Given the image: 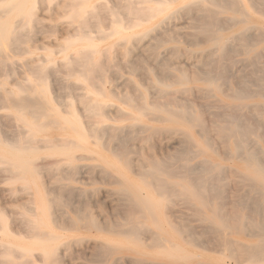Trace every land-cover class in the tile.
<instances>
[{"label":"rangeland","instance_id":"rangeland-1","mask_svg":"<svg viewBox=\"0 0 264 264\" xmlns=\"http://www.w3.org/2000/svg\"><path fill=\"white\" fill-rule=\"evenodd\" d=\"M65 1H67L66 3H68L66 8L67 10L65 9V11L59 9L54 3L51 4V7L47 9V8H43V6L40 4V1L35 2V14H34L35 25L32 26L35 30V33L33 28L31 27L22 30L23 36H24V31H26L25 43L23 44L24 48L27 51L28 50L31 51V53L18 52L15 56H12V59L9 62V64L10 63L12 64H10L9 67H8L9 64L7 65L8 69L7 67L4 66V69L6 70L5 73H4V69L2 70L3 73L2 71L0 72L1 73L0 82L2 81L5 82L6 88L7 87L12 88L26 82L25 80L27 78H31L30 75L31 68L35 65L36 66L44 65V59L46 57V54L51 51V56L54 62L52 65H50L49 71H46L49 73V77H51V79L46 77L48 74L45 76L46 82L50 86V89L52 90L51 95H55L58 103L61 102L60 104H58L59 108H65L66 103L71 101L76 109L75 110L76 113L80 114V115L78 114L80 121L82 123L84 122L86 125L91 120L93 121L95 118L91 116L90 117L86 116V113L83 111L82 104L79 103V98L82 97L85 93L84 91L85 89H83V86L89 84L84 81H76L75 79H73V77L69 78L66 75V73H64L65 68L62 62L63 54L60 52V45L66 39H74V36L77 33L76 32L77 29L75 30V27L77 28L76 24L70 21L71 19L67 17V15L71 12L70 4H72L74 0H69V1L65 0ZM121 1L123 2L124 0H119V2ZM155 1L156 0H151L149 3H147V5L149 6L161 5L162 7H169L170 9L168 10V14H167L168 17L162 21L161 18L164 14H157V16L155 15L154 17L151 18L144 17V19L138 20L137 17L134 16L132 17V15L130 14L124 17L125 19L122 20L120 15L122 23H124V28H122L124 32V36H126L127 38V39H120L117 35H114L111 32V27H112L111 21L114 17L109 13V11H111L114 8L113 5L115 3V0H111V1L87 0V2L91 4H102L106 7L105 8L106 11L104 10L105 13L104 11H101V14L103 13L105 14V18L100 13L97 16L99 17V22H97L98 18L96 19V22L98 24L97 27L94 28L93 26L89 25L86 27L84 31L86 38H90L91 44L92 45L94 44L97 50H99L94 54V58L96 60L94 63V67H96L97 71L98 70L100 71V68L103 67L101 66V64L104 63L103 65H106V70L104 71L105 67L103 69L104 73L101 71L99 73L97 72L98 73L97 76L96 71L94 72L95 74L92 71V73L89 75L90 78H92L94 75V78L91 79L92 82L94 80L96 87L103 88L105 90V93L110 97L107 102L106 108L104 110L106 115H108L109 117L105 121V125L115 129L118 128L117 130L121 129V133L123 132L122 134H124L125 136L127 135L129 136L127 138L125 137V141L127 139L128 145L129 143L131 145L130 147L127 145L126 142H124L126 143V147L124 146V148H126V152L130 150L133 151L135 154L139 152V154L135 155L130 151L125 153V155L117 154L120 151V148L118 147V143H115V140H113L112 142L111 138H109L108 136L106 138V136L103 135V137L100 140L101 143L98 146L94 145V143L92 142H89L88 147L97 151V153H99L104 159H106L110 163L111 167L104 165L103 160H101V158L99 159V157L96 158L88 157L75 161L76 171L74 173L75 169L73 170L69 168V164L62 163L60 165H56V164L53 165L52 162L58 159L54 156L46 155V152L42 150L43 148H45V146H47V144L63 143L65 140L64 139L65 135L63 134L64 133L63 130L59 128L58 129L48 128L47 133L45 134L49 135L51 139H37L34 143L35 146L41 147V150H38L36 152L37 157L33 159V165L34 167H37V169H35L37 175L35 176V180H34L35 182L33 188L28 190L24 189L22 187L23 186L22 183L12 180L11 173L9 171L6 172L7 170L4 168V165L0 163V176H1L0 177V214L4 218V222H0V243L6 239H9V241L15 244H19V245L22 244L27 246L31 244L35 245L39 243L35 241L34 238L28 237L30 235L29 231H27V229L23 227L22 225L23 223L20 221V215H19V213L24 208L31 209V207L32 208L35 207V205L31 201L35 199L34 191L37 190L44 197L45 200L44 206L48 208V210H51V208H53V210H51L52 214H49L48 211L45 219L47 221L46 222L47 225L56 234L60 236V240H58L57 242L50 243L54 246H57V243L59 242L58 245H61V248L60 247L58 248L57 246L56 249L57 255L55 253V257L58 261L56 264H105V263L106 264H150V263L169 264L171 261L165 258L160 260H153L150 258L141 259V260L136 259L139 257L138 254L133 250V246L126 241L124 247L118 251L113 250L112 252H103L102 254L101 252L98 253L97 250L100 244H104L112 241L124 242L125 239L123 238V236L120 237L114 235L109 231L110 227H112L113 225L124 222L125 217L128 216L127 214L129 211V206L127 207L125 205L126 203H124L125 196L120 195L118 193L117 182H120L121 179L127 178L128 182H132L140 186L142 188L141 192L143 194H145L146 192L154 194L156 191L150 188L153 186L152 185L153 178L151 177V175L146 176L148 172L146 173L145 171L149 169L147 163L150 160L151 161L156 160L158 162H166V163L168 162L169 163L168 165H171V163H173L172 166L173 165L176 166L175 163L178 164L177 166L183 164L182 166H185L189 169L193 168V171H196V169L198 168L200 169V170L197 169L198 173L200 174L202 173L207 176L210 175L209 177L211 178L213 177V179L211 178L208 179V181L213 184L212 186L213 188L210 187L209 191L208 189H206L207 191L205 190L204 192V193L208 192V199L207 196L206 199L210 204V205L208 204L206 208L200 206L198 202H194V201L186 202L180 199V197L175 196L174 198V195H172L168 197V199L170 198V201L165 200L162 207L158 209V211L156 212L159 222H163V221L166 222V219L161 217V215H163L164 212V215L166 213L168 214L169 216L168 219L170 218L169 219L170 221L172 222L174 221L176 225L179 224L180 226H182L181 235L175 233L171 228H170L171 230L169 229L170 231L169 233L171 234L169 233L168 234H169V238L173 242L177 243L181 247L184 245L182 247L183 248L182 250L183 253H186L190 257V264H239V263L249 264L250 263L249 260H247L246 258H236L234 255L230 256V253L227 250H224L225 248L219 245L218 243L216 244L213 241H210L208 243L202 240H201L202 242L197 241L199 239H205L206 237L210 239L216 237L214 236L213 233L202 232V230L205 229L204 227L206 226V224L200 220V217L203 216V213L205 215L211 214V211L207 208L208 207L212 208V206L219 207L220 210L226 213L227 212L231 213V210L236 209L239 218L240 219L242 218L241 219L242 221L245 220V222L242 221L236 222V224L238 225L246 224V223L250 224L245 231H241L240 226L238 225L236 226V224H232V222H226V224H228L225 225L226 227L221 226L224 235L227 234L226 235L227 238H232L233 240H237L239 243H242L244 245L246 244L251 245L257 242L256 237L248 235V233H251L253 230L256 229V227H253L254 225L251 226V224L260 223L264 225V211L262 209L264 207V188L262 187L263 189H257V188L253 189L251 184L248 185L246 184L247 181L242 178H245L246 175L248 174L250 175L249 173L250 171H248V169L245 168V165H243L241 158L236 159L233 157V152H234L233 147L231 145H228L227 142L222 141L220 138H218L215 135V131L213 130L215 125L213 123L214 118L217 117L219 114H224L223 111L227 112L225 108H227L228 106L231 107V105L235 104L236 102H234L232 99L226 97L220 92L217 93L205 92L204 90L205 85L201 81L189 80V82L186 84L188 88V91L186 92L177 91L176 86H172L167 89L168 90L167 95H169L167 97H166V93H164V95L161 94L162 92H160V88H163L162 85L166 83L170 84L174 76L178 75L179 71H183L184 73H186L188 79H190L194 74V71H203L208 69L207 62L214 58L213 57L214 54H212L213 52L211 51V49L213 50L214 45H212L208 41V38H209V34L211 35L212 33H217L225 40L227 45V50H226L227 54L226 56H223L224 58L223 57L220 58L219 61V65L221 63V68H220L221 73L220 75L216 74L217 76L219 75L220 77L219 81H221L222 77H223L222 79L223 81L222 83L221 82H217V83L219 84L221 83L220 85L223 90L228 89V91H230L231 89H237V87L243 90L246 89L245 92L247 93L246 94L247 97L244 98L242 101L245 103V106H251V107L250 108L244 107L243 109L237 110V115L238 116L240 115L241 117L242 114L243 118L245 116L244 119L247 121L248 126L250 128L252 127L251 136H249L247 139L248 141L245 144V149L246 150L249 149L251 151L254 150L260 153L259 150L263 149L264 151V127L262 128V126H264V97H263L264 96L263 94L264 93L263 90L264 89V78H263L264 52H262L264 48V44L260 42L255 43L254 40L251 41V44L253 43L256 45V50L258 51L259 57L256 59L257 61L255 63L249 64L250 62H248L247 60L248 58L247 50L253 48V45H249L248 46L249 48L245 49V46L241 45L239 41L235 40V38L233 39V37L236 36L237 33L243 27L242 24H238L236 22L237 16L232 15L231 13L217 14L218 19L220 18L219 20L220 21L223 20V22L218 21L220 25L218 23L217 25H214L211 32L207 34L201 31L200 28L199 22L203 17L202 12L200 11L201 8L204 7L207 8L209 7L210 9L217 10L216 7L206 3L195 4L190 0H159L161 1L160 3L159 1H156L155 3ZM251 1L249 0L245 2L246 9L249 13L248 15L250 21L249 25L253 27L252 28L253 30L256 29L264 30V11L261 10L262 8H258L257 6L249 7V3H251ZM145 4L146 3L134 2L133 5L137 6V8L140 7L141 9V7L146 6ZM195 7H197L198 10L200 11H197V8L195 10ZM193 8L194 11L192 10ZM200 13H201V18H199L200 16H198L200 15ZM196 15L198 16V20H196L198 24L197 23L195 24V19L197 17ZM230 17H233V19L229 20ZM126 19L128 23L130 22L131 24L132 22V26L130 24L128 25V23L126 24ZM108 23L110 26L108 25ZM221 23L223 26L221 25ZM195 25H198L197 28ZM98 29L102 30L101 32L104 33V36L101 37V32L98 31ZM30 32H33L34 34ZM159 33L161 34L159 35ZM28 35L30 38L26 40V37H28ZM188 35L190 36L188 37ZM159 36L160 38H162L163 36V39H161V41ZM173 36L175 39L173 38ZM151 37H153L154 40ZM155 39L157 42L155 41ZM189 39L192 40L193 42H191ZM146 42L148 43V45ZM152 43L154 44L153 45L154 48L155 46L157 47L155 50L154 48L152 49V47H150L152 46ZM117 45H119L120 47ZM82 47H83V42H75L74 44H72V50H71L72 52H70V54H73L75 50ZM229 49H231L232 51L231 50L228 51ZM102 51L106 52L104 56L101 55ZM153 51L154 54L156 53L155 56H153ZM124 54L125 56H123ZM163 56H165L166 58ZM143 57L145 58L146 61H143L144 60L142 59ZM154 57L157 59L158 63H160L161 60L162 61L165 60L164 62L161 61V63L163 64L166 61L170 62L169 66L166 65L168 67H165V65L161 63H160L161 65H159ZM99 58H100V62H99ZM101 58L104 60V62L103 60L101 62ZM158 58H160L161 60L159 59L158 61ZM136 59L138 60V64H136L137 63ZM34 60H37V62ZM170 60H172V63ZM112 61L114 62L112 63ZM133 61L136 64V67L138 65V70L140 69L139 71H137V68H135L134 71L133 69L134 66H132ZM225 61L227 64L225 63ZM147 62L149 63L148 65ZM168 62H166L165 64H168ZM98 63L101 66L99 68H98L99 66ZM114 63L115 65H113ZM18 64L19 66L20 65L23 66L18 67ZM156 64H158L157 67ZM149 66L151 69L149 68ZM24 67L27 69H25ZM154 68L156 69V72L154 71ZM21 69L25 71L23 70L21 71ZM55 69L57 72L56 74L50 72L51 70L54 72ZM108 70L112 72L110 73V71ZM163 71L166 74L165 76L163 75L165 80L163 79L162 76L161 79L160 76H158L159 74L160 75L164 74ZM134 72L136 73V75ZM189 72L190 74L188 75ZM155 74L157 78H155ZM55 76L56 79L57 77L58 78L60 77V79L55 80L54 79ZM225 77H228L226 79L227 81L224 79ZM249 77L250 79H248ZM143 79L145 80L144 82ZM256 79H259V82L258 80L256 81ZM59 80L61 81L59 82ZM66 84H70V85L67 87ZM95 84L92 83V85ZM143 86L145 87V89L143 88ZM61 87L63 88V90ZM135 87H138L140 89L139 91L143 92L148 102L162 103L163 101L164 102L176 101L179 103H183V105L187 104L192 108H196L197 110L196 113L201 116L204 122V126L207 128V130L206 131H203L202 129L200 130V127L188 129V132L192 140L189 138L185 139V135H183L182 131L180 132V130L179 131L175 130L171 132L168 131L167 133L162 131L163 130L162 128L168 126L172 128H178V126L181 125L182 127L187 128L185 125L178 124L175 122H161L157 120H152L149 119L152 117V115L145 114L143 115L144 117L141 116V121L139 122V124H142L144 126L143 127L144 129H138L134 131L130 130L129 132H125L127 126L130 125L131 123V120H129L130 116L132 114H138V112L135 109L127 108L119 99L124 95L138 97L139 93L137 90L134 89ZM68 88H71V90L69 89L71 95L68 91H66ZM133 89L134 92L132 91ZM251 90L253 91L252 95L251 94L249 95V92ZM23 93L24 92H22V94ZM134 94L135 96H133ZM59 95H62V98L60 100H59L60 98ZM66 95H68L67 99H66ZM0 96H1L0 97L1 100L2 99L1 93ZM73 97L75 101L73 100ZM168 98L170 99V101ZM239 102L240 101H238V103ZM0 103H1L0 104V124H1L0 136L2 134H5L1 137L5 136V138L8 137L9 139H13L12 137L13 133L17 136V134L20 131L22 132V127L13 118L12 114L14 112L7 109V107L4 106V103L2 101H0ZM206 104L208 105V107ZM253 120L256 121L253 122ZM257 121H259V123ZM256 122L258 123V125H255ZM150 128L154 130H149ZM199 132H202L203 136L208 138V141H210L211 143V147L216 151V153L210 151L206 143H204L203 140L204 138H202V134H200L201 135L200 136ZM132 135L134 137H132ZM43 136L44 135H39V138ZM146 137L148 138L147 140H145ZM103 138L105 144L103 143ZM197 143L201 144V147L207 152L205 153V155L202 156L193 155L194 145ZM112 149L115 151L114 154L111 152ZM182 150L187 155L186 156L184 154L186 158L185 156L183 157V155H181V153H183ZM75 154L77 156H87L88 152L85 150H75ZM203 158L209 159L211 163L214 162L218 164L219 165L218 169H213L209 162H206L202 165ZM262 163L264 164V158L262 159ZM140 164L144 166L140 168ZM198 165L200 167H197ZM179 167H178L179 171L176 170L177 171L176 173L172 175L169 174V176L171 175L170 177H168V174L158 173L156 175L160 179H166L167 181H177L179 177L183 176L184 174L182 172L183 169L181 168V166ZM194 168L196 169L194 170ZM143 169H145L144 173H140V170ZM201 169L204 170L200 172ZM207 169L208 171H206ZM179 172L180 173L182 172V174H180ZM48 174L49 177H47ZM238 175L240 176L238 177ZM62 176L65 178L63 179ZM72 176H74V178ZM68 177H70L69 182H67ZM142 177L143 179H141ZM170 185L175 187V188L173 187L174 190H176V188L179 187L177 183H172ZM222 186L224 187L223 189ZM61 187L62 189H64V191L66 190L65 188L67 187V190L63 192L61 190ZM217 189H219V191H217ZM257 191L259 194L257 193ZM214 192H218V195H216L218 199H216V197H213V195H211ZM242 194L244 195V197H242ZM251 196L253 197V200ZM72 198L74 199V202L72 201L73 200ZM241 198L242 201L245 200L246 203V205L243 203L244 204L243 207L242 204L240 205ZM47 199H50V204L47 201ZM57 199L58 202L56 203L55 201H57ZM68 199H70V201H68ZM67 202L69 203L70 207L68 206ZM251 202H253V204ZM255 202H258L257 207H255L256 205ZM183 204H185L186 206ZM233 204L235 205V208L231 209V206ZM49 205H51L52 207ZM260 206H263L260 209L261 211L258 209L260 208ZM253 207L255 211L253 210ZM196 211L199 212L198 213L199 215L195 214ZM85 214L92 215V217L95 218L96 222L98 224H101L100 228L101 226L102 228L96 229L87 225L85 223L86 222V219L84 217ZM52 218H56L57 222H52L51 221ZM136 219L140 221L142 220L147 223L151 222V219L149 218H136ZM214 223L210 222V224L212 225H214ZM2 228L6 230L7 235H4L2 233ZM186 230L187 232L190 230L189 231L190 233L189 234L186 233ZM254 232L255 231H253V233ZM194 241H197L198 243L196 242L197 243L196 244ZM60 243H66V245H62ZM0 250H1V246H0ZM60 250H62L63 253ZM79 251L81 253H79ZM146 251H149V254L152 253L151 249H148ZM105 253H107L106 256ZM227 253L229 256L227 255ZM195 254L197 255L195 256ZM9 258H11V261H15L16 263L19 264H40L41 263L40 261H44V262L45 260L47 261V258L39 254V249H35V248L33 254L29 257H25L20 254H17L16 258H14L13 256ZM48 260L50 259L48 258ZM180 262H184V261H178L177 263ZM0 264H6L4 256L2 255L1 251H0Z\"/></svg>","mask_w":264,"mask_h":264},{"label":"bare ground","instance_id":"bare-ground-1","mask_svg":"<svg viewBox=\"0 0 264 264\" xmlns=\"http://www.w3.org/2000/svg\"><path fill=\"white\" fill-rule=\"evenodd\" d=\"M39 1H40V4L43 6V8L48 9L49 7H51V4L54 3L62 11H65V9L67 8V4H68V3H66L67 1H65V0H0V72L4 69V66L7 67V65L9 64V62L12 59V56H15L18 52H20V53L21 52L31 53V51H29V50L27 51L24 48L23 44L25 43L26 31H24V36H23L22 30L25 28H28V27L33 28L32 26L35 25V19H34L35 2H39ZM150 1L151 0H124L123 2L122 1L119 2V0H115V3L113 5L114 8L111 11H109V13L114 17L111 21L112 22L111 32L114 35H117L120 39H127L126 36H124V32L122 29V28H124V23H122V20L125 19L124 17H126L127 15H130V14L132 15V17L133 16L137 17L138 20L144 19V17L151 18V17H154L155 15L157 16V14H164L161 18L162 21L164 19H166L168 17L167 14H168V10L170 8L169 7H162L161 5L149 6V5H147V3H149ZM156 1H159V0H156ZM156 1H155V3H156ZM190 1L194 2L195 4L196 3H206V4L212 5V6L217 8V10L210 9L209 7L208 8L207 7L201 8V5H200V8H201V11H200V10H198L199 5H198V8L195 7V10L197 8V11H200L203 14L202 19L201 20L199 19L200 20L199 24H200L201 31H203L207 34H209L211 32L213 26L217 25L218 21H220L219 20L220 18L218 19L217 14H219V13H231L232 15L237 16L236 22L238 24H242L243 27L237 33V35L233 37V39L235 38L236 41H239L241 45L245 46V49H248L249 45H253V48H250L247 50V53H248L247 60H248V62H250L249 64H253L257 61L256 59L259 57L258 51L256 50V45L253 43L251 44V41L254 40L255 43L260 42V43L264 44V30H261V29L253 30L252 29L253 27L249 25V22H250L249 18H248L249 13H248L246 6H245V2H247L249 0H190ZM134 2L146 3L145 4L146 6H143L140 9V7L137 8V6L133 5ZM160 2L161 1H159V3ZM191 6H192V4H191ZM251 6H255V7L257 6L258 8H262L261 10L264 11V0H252L251 3H249V7H251ZM70 7H71V12L67 15V17L71 19V20L69 19L70 21H72L73 23L76 24L77 28L74 25L73 26L75 27V30L77 29L76 30L77 33L74 36V39H66L62 44L60 43L61 45L60 44H57V45H60V52L63 54L62 62H63L64 68H65L64 73H66V75L69 78L73 77V79H75L76 81H84V82L89 84V85L83 86V89H85L84 90L85 93L82 97L79 98V103L82 104L83 111L86 113V116H88V117L91 116L95 119L93 121L91 120L86 125L84 122L82 123L78 117L79 113L78 114L76 113V111H75L76 109H75V107L71 101L66 103L65 108H59L58 107V104H60L61 102L58 103L55 95H51L52 90L50 89V86L47 84L46 79H45V76L47 74L48 75L46 77L51 79V77H49V73L46 72V71H49L50 65H52L54 62L53 58L51 56V51L46 54V57L44 59V65H41V66L35 65L31 68V70H30L31 71L30 72L31 78H27L25 80L26 82L19 84L15 87H12V88H8V87L6 88L5 82H3V81L0 82V93L2 94V99L0 101H2L4 103V106H6L7 109L14 112L12 114L13 118L22 127V132L20 131L17 134V136L13 133V136H12L13 139H9L8 137L5 138V136L1 137L5 134H2L0 136V163L4 165V168L7 170L6 172L9 171L11 173V179L12 180H15V181L22 183V185H23L22 187L24 189H27V190L34 187L33 186L34 182H35L34 180H35V176L37 175L36 174L37 172L35 169H37V167H34L33 159L35 157H37L36 152L38 150H41V147L35 146L34 143L37 139H51L49 137V135L45 134V133H47L48 128H57V129L59 128V129L63 130V132H64L63 134L65 135V137H64L65 140L63 143L47 144V146H45V148H43L42 150H44L46 152V155L54 156L58 159V160H55L54 162H52L53 165L54 164L60 165L62 163L69 164V168H71L73 170L75 169L74 173L76 171L75 161H77L79 159H83V158H88V157H90V158L99 157V159L101 158V160H103L104 165L111 167L110 163L106 159H104L99 153H97V151L88 147L89 142H92V143H94V145L98 146L101 143L100 140L103 137V135H105L106 138H107V136L109 138H111L112 142H113V140H115V143H118V147L120 148V151H119L120 153L118 152L117 154H121V155L124 154L125 155V153L130 151V150H128L126 152V148H124V146L126 147V143H127V139L125 141V137L127 138L129 136L128 135L125 136L124 134H122L123 132L121 133V129L117 130L118 128L115 129V128H111L110 126L105 125V121L109 117H108V115H106L104 110L106 108L107 102H108L110 97H109V95H107L105 93V90L103 88L96 87L94 80L92 82L91 79L94 78V75L92 78H90V76H89L92 73V71H93V73L96 71V74L98 76V73L100 71L103 72L104 67H105L104 71L106 70V65H103L104 63L103 64L100 63L101 66H103L102 68H100V71L99 70L97 71L96 67H94V63L96 61L94 58V54L99 50H97V48L94 44L93 45L91 44L90 38H86L84 31H85L86 27L89 25L93 26L94 28L97 27V25H98L97 22H99V17H97V16L99 15V13L101 14V11H104L106 7L102 4H91V3L87 2V0L86 1L74 0V2L72 4H70ZM189 7H190V5H189ZM192 10L194 11V8ZM105 11H104V13H105ZM104 13L101 15H103V17L105 18ZM120 15H121L122 20L120 18ZM42 16H43V13H42ZM198 16H200L199 18H201V13ZM198 16L195 19V24L197 23L196 20H198ZM107 17H108V15H107ZM97 18H98V20L96 22ZM232 19H233V17H230L229 20H232ZM107 22H108V20H107ZM220 22H223V20ZM101 23H102V21H101ZM127 23L128 22L126 19V24ZM134 23H135V21H134ZM136 23H138V22H136ZM129 24H130V22L128 23V25ZM40 25H41V23H40ZM108 25H109V23H108ZM130 25L132 26V22ZM221 25H222V23H221ZM195 26L197 28L198 25H195ZM88 28H87V30H88ZM33 30H34V28H33ZM89 30H91V29H89ZM73 31H74V29H73ZM98 31L101 32L102 30L98 29ZM198 32H200V31H198ZM30 33H33V32H30ZM34 33H35V30H34ZM160 34L161 33H159V35ZM180 34H183V33H180ZM102 36H104V33L101 32V37ZM174 36H173V38H174ZM189 36L190 35H188V37ZM154 37H155V35H154ZM199 37H200V35H199ZM29 38L30 37L28 35V37H26V40H28ZM151 38H153V37H151ZM159 38H160V36H159ZM159 38H158V41H159ZM99 39H100V37H99ZM161 39H163V36H162V38H160V41H161ZM170 39H171V37H170ZM153 40H154V38H153ZM155 41H156V39H155ZM190 41L193 42L192 40H190ZM208 41L212 45H214L213 50L211 49V51L213 52L212 54H214L213 55L214 58L207 62L208 69L203 70V71H194V74L192 75V77L190 79H188V76L186 73H184L183 71H179L178 75L174 76V78L172 79L170 84L166 83V84L162 85L163 88H160V92H162L161 94H163V95H164V93H166V97H167V96H169V95H167L168 94L167 89L172 87V86H176L177 91L186 92V91H188L186 84L189 82V80L190 81H201L205 85L204 86L205 92H207V93H209V92L210 93L211 92L212 93L220 92L223 95H225L226 97H228V98L232 99L234 102H236L235 104L231 105V107L225 106V107H227V108H225L227 110V112L223 111L224 114H219L217 117L214 118L213 123L215 125H214L213 130L215 131V135L218 138H220L222 141L227 142L228 145H231L233 147V149H234L233 157L236 159L241 158L243 165H245V168L248 169V171H250L249 172L250 175L249 174L246 175L247 178L241 177L242 179L247 181L246 184L247 185L251 184L253 189L254 188L263 189L264 188V164L262 163V159L264 158V151H263V149H261V150H259L260 151V153H259V152H256L254 150L251 151L249 149L248 150L245 149V144L248 141L247 139L249 136H251V131H252L251 128L252 127L250 128L248 126L247 121L244 119L245 118L244 113H243L244 118L242 117V114H241V117H240V115L239 116L237 115V110L243 109L244 107H248V108L251 107V106H245V103L242 101L244 98L247 97V95H246L247 93L245 92L246 89L243 90V89L237 87V89H231L230 91H228V89L223 90L221 88L220 84L223 81L222 80L223 77H222L221 81H219V79H220L219 75L221 73V71H220L221 63L219 65V61H220V58H222L223 56H226L227 45H226L225 40L221 36H219L217 33H212L211 35L209 34ZM75 42H83V47L75 50L73 52V54H70V52H72L71 51L72 50V44H74ZM147 45H148V43H147ZM153 45L154 44L152 43V46H150V47H152V49L154 48ZM117 46H119V45H117ZM156 48L157 47L155 46L154 50ZM28 49H30V48H28ZM115 49H116V47H115ZM148 50H149V48H148ZM230 50L231 49H229L228 51H230ZM262 52H264V48H263ZM105 53L106 52L102 51L101 55L104 56ZM117 53H118V51H117ZM155 54L153 51V56H155ZM206 55H207V52H206ZM123 56H125V54ZM163 57H165V56H163ZM142 59H144L143 61H146L144 57ZM152 59H153V57H152ZM159 59L160 58H158V61H159ZM102 60L103 59L101 58V62H102ZM34 61L37 62V60H34ZM161 61H160V63H161ZM164 61H162V62H164ZM170 61L172 63V60H170ZM99 62H100V58H99ZM103 62H104V60H103ZM113 62L114 61H112V63ZM156 62H157V59H156ZM166 62H168V61H166ZM160 63H158V64L159 65L163 64V63H161V64ZM165 63L163 65H165V67H168L170 62H168V64H165ZM225 63H226V61H225ZM10 64H12V63H10ZM10 64L8 65V67L10 66ZM15 64H16V62H15ZM134 64L135 63L133 61L132 66H134L133 67L134 71H135V68H137V71H139L140 69L138 70V65L136 67V64H138V60H137V63L135 65ZM148 64L149 63L147 62V65ZM158 64H156V67ZM31 65H32V62H31ZM98 65H99V63H98ZM113 65H115V63ZM166 65H168V66H166ZM20 66L18 64V67H20ZM25 66H26V64H25ZM101 66L99 65L98 68ZM8 67H7V69H8ZM142 67H140V68H142ZM149 68H150V66H149ZM258 68H259V66H258ZM25 69H27V68H25ZM109 69H110V66H109ZM22 70L23 69H21V71ZM111 70H112V67H111ZM181 70H182V68H181ZM5 71L6 70L4 69V73H5ZM23 71H25V70H23ZM108 71H110V70H108ZM137 71H136V73H137ZM154 71L156 72L155 68H154ZM50 72H52L53 74L57 73L56 69L54 72L52 70ZM59 72H60V69H59ZM111 72L112 71H110V73ZM158 72H160V71H158ZM2 73H3V71H2ZM136 73H135V75H136ZM153 74H154V72H153ZM189 74H190V72L188 73V75ZM216 74H219V75L217 76ZM163 75L164 76L166 75L165 72H164V74H162V75L159 74L158 76H160V79L162 76L163 79L165 80ZM0 76H1V73H0ZM108 76H109V74H108ZM250 77H251V75H250ZM250 77L248 79H250ZM95 78H96V76H95ZM155 78H157L156 74H155ZM227 78L228 77H225L224 79L226 80ZM263 78H264V76H263ZM54 79L57 80V79H60V77L59 78L57 77V79H56V76H55ZM144 79H143V82L145 81ZM99 80H100V78H99ZM252 80H253V78H252ZM257 80L259 82V79H256V81ZM51 81H50V83H51ZM60 81L61 80H59V82ZM65 81H66V79H65ZM108 81H109V78H108ZM91 82L95 85H92ZM217 82H221V83L219 84ZM62 83H64V82H62ZM66 85L68 87L70 84H66ZM97 86H98V84H97ZM238 86H239V84H238ZM71 88H72V85H71ZM71 88H68L66 90L70 93V95H71V92L69 91V89L71 90ZM130 88H131V86H130ZM143 88L145 89L144 86H143ZM134 89L138 91V93H139L138 97L137 96L132 97V96L124 95V96L120 97V99H119L127 108L135 109L138 112V114H132L130 116L129 120H131V123H130V125L127 126L125 132H129L130 130L134 131V130H138V129H144L143 128L144 126L142 124H139V122L141 121V116H143L145 114L146 115L147 114L152 115V117L149 118L152 120H157V121H161V122H175L178 124L185 125L187 128L182 127L181 125L178 126V128H172L169 126L162 128L163 129L162 131H164L165 133H167L168 131L171 132V131H175V130H178V131L180 130V132L182 131L183 135H185V139L186 138L191 139L190 134L188 132V129L200 127V130L201 129L203 131L207 130V128L204 126V122H203L201 116L196 113V111H197L196 108H192L191 106H189L187 104L183 105V103H179L176 101L171 102L169 98L168 99L170 102H164V101H163L164 103L163 102L162 103L148 102L145 98V95L143 94V92L139 91L140 89L138 87H135ZM134 89L132 90L133 92H134ZM62 90H63V88H62ZM261 90H260V92H261ZM256 91H257V89H256ZM22 92H24V93L22 94ZM109 92H110V90H109ZM252 92L253 91L251 90L249 92V95L250 94L252 95ZM261 95H262V93H261ZM59 96H60V98H59V100H60L62 98V95H59ZM67 96L68 95H66V99H67ZM133 96H135V94ZM157 97H159V96H157ZM202 97H203V95H202ZM176 98H177V96H176ZM73 100H74V97H73ZM149 101H150V99H149ZM238 101H240V102L238 103ZM207 107H208V105H207ZM248 112H249V110H248ZM248 118H249V116H248ZM215 121H217V122H215ZM254 121H256V120H253V122ZM257 122L259 123V121H257ZM257 122L255 123V125H258ZM263 127L264 126H262V128ZM0 130H1V128H0ZM149 130H154V129L150 128ZM200 134H202V132H199V135ZM39 135H44V136L39 138ZM134 136H135V134H134ZM134 136L132 135V137H134ZM202 138H204L203 139L204 143H206V145L208 146L210 151L216 153V151L211 147V143H210V141H208V138L204 137L203 134H202ZM147 139L148 138L146 137L145 140H147ZM124 142H126V143H124ZM128 142H129V139H128ZM103 143L105 144L104 138H103ZM127 145H128V143H127ZM128 146L131 147L130 143ZM184 148H186V147H184ZM75 150H85L88 152V154H87V156H77L75 154ZM111 152L113 154L115 153V151L113 149ZM130 152L135 154L133 151H130ZM137 152H138V149H137ZM205 153H207V152L201 147V144L197 143L194 145V151H193L194 156H199V155L202 156V155H205ZM137 154H139V152ZM137 154H135V155H137ZM184 154H185V152L183 151V153H181V155H183V157H184L186 155V154L185 155ZM173 156H174V153H173ZM186 156H185V158H186ZM202 162H203L202 165L206 162H209L213 169H218V167H219L218 164H216L214 162L211 163V161L207 158H203ZM139 163H140V161H139ZM165 163L166 162H158L156 160H152V161L150 160L147 163L148 164L147 166H149V169L146 171H145V169L140 170V173H144V171L146 173L148 172V174L146 176L151 175V177L153 178V180H152L153 186L150 188L154 189L156 191L154 194L149 193V192H146L145 194H143L141 192L142 188L140 186H138L132 182H128L127 178H125V177H124L125 179H121L120 182H117L118 193L120 195L125 196L124 203H126L125 205L127 207L129 206L130 212L128 211V214H127L128 216L125 217L124 222L113 225L112 227H110L109 231L114 235H117L120 237L123 236V238H125V239H124V242L112 241V242L100 244V246H98V249H97L98 253L101 252L103 254V252H112L113 250L118 251L124 247L125 241H126L130 245L133 246V250L138 254L139 257L136 259L141 260V259L150 258L153 260H160V259L165 258V259H169V261H171L169 264H190V257L186 253H183V250H182L183 249L182 247L184 245L181 247L180 245L173 242L169 238V234H171V233H169L170 228L175 233L181 235L182 226H180L179 224L176 225L174 221L173 222L170 221L169 220L170 218L168 219V217H169L168 214L166 213L164 215V212H163V215H161V217L165 218L166 222H164V221L159 222L158 221L159 219H158L156 212L158 211V209H160L162 207L165 200L170 201V198L168 199V197L172 196V195H174V198H175V196L180 197V199H182L186 202H192V201L198 202L200 204V206H203L206 208L207 205L209 204V202L207 200L208 199V192H206L207 194L204 192L206 189H208V191H209L210 187L213 188L212 187L213 184L208 181V179L211 178V177H209L210 175L207 176V175L202 174V173L200 174L197 172L200 169L197 168L198 169L197 170L196 168H194V170L196 169V171H193V168L189 169L185 166H182L183 164L179 165V166H181V168L183 169L182 172L185 175L183 174V176L179 177V179L177 181H167L166 179H160L156 174H158V173L168 174V177H170L172 174L179 171L178 170L179 166H177L178 165L177 163H175L176 166H174V165L172 166L173 163H171V165H168L169 164L168 162L166 164ZM143 166L144 165L140 164V168H142ZM197 167H200V166L198 165ZM1 168H2V166H1ZM128 168H129V165H128ZM209 168H210V166H209ZM203 170L201 169L200 172H202ZM206 171H208V169ZM182 172L181 173L179 172V173L182 174ZM169 174H171V175L169 176ZM239 176L240 175H238V177ZM47 177H49V174ZM72 177L74 178V176H72ZM144 177H145V174H144ZM64 178L65 177H63V179ZM56 179H57V177H56ZM69 179H70V177H68L67 182H69ZM75 179H76V177H75ZM78 179H79V177H78ZM141 179H143V177ZM211 179H213V177ZM172 183H177L179 185V187L176 188V190H174L175 187L170 185ZM221 185H222V183H221ZM214 188H215V186H214ZM223 188L224 187L222 186V189ZM65 189L67 190V187ZM76 189H78V188H76ZM61 190L63 192L66 191V190L64 191V189H62V187H61ZM213 191H215V190H213ZM217 191H219V189H217ZM257 193H258V191H257ZM45 195H46V193H45ZM211 195H213V197H216V199H218V197L216 196V195H218V192H214ZM206 196H207V199H206ZM242 197H244L243 194H242ZM34 198L35 199H33V201H31V202H33L35 207H33V208L31 207V209L30 208H28V209L24 208L19 213V215H20V221L23 223V224L22 223L21 224L23 225V227H25L27 229V231H29L30 235L28 237L34 238L35 241H37L39 243H37L35 245L31 244V245L27 246V245H22V244H20V245L15 244V243L9 241V239L2 241L0 243V246H1L0 251H1L2 255L4 256L6 264H19V263H16L15 261H11V258H9V257L13 256L14 258H16L17 254H20V255L25 256V257H29L33 254L34 248L39 249V254L41 256L47 258V261L46 260H45V262L40 261L41 262L40 264H56L58 262L56 257H55V253H56L57 246H58V248L59 247L61 248V245H58L59 242L57 243V246H54L50 243L51 242H57L58 240H60V236L58 234H56L47 225V223H46L47 221L45 219L48 211H49V214H52L51 210H53V208H51V210H48V208H46L44 206V202H45L44 197L37 190L34 191ZM68 198H69V195H68ZM245 198H246V196H245ZM257 198H258V196H257ZM119 199H121V198H119ZM243 200H244V198H243ZM252 200H253V197H252ZM47 201L50 204V199H47ZM68 201H70V199H68ZM72 201L74 202V199ZM255 201H256V199H255ZM257 201H258V199H257ZM55 202L57 203L58 199ZM116 203H118V202H116ZM236 203H238V202H236ZM243 203L246 205L245 200L242 201V198H241L240 205L242 204V207L244 206ZM251 203L253 204V202H251ZM255 203H256L255 207H257L258 202H255ZM185 204H183V205H185ZM49 206H51V205H49ZM52 206H53V204H52ZM68 206L70 207L69 203H68ZM71 206H72V203H71ZM169 206H170V204H169ZM247 206H248V203H247ZM247 206H246V209H247ZM249 207H250V205H249ZM262 207L263 206H260V208H258V209L260 210ZM121 208H122V205H121ZM232 208H235L234 204L231 206V209ZM207 209H209L211 211V214L205 215L203 213V216L200 217V220L206 224V226L204 227L205 229H203L202 232L213 233L214 236H216V237L213 239L206 237L205 239H199L197 241L202 240V241L207 242V243L210 241H213L216 244L218 243L219 245L223 246L225 248L224 250H227L230 253V256L234 255L236 258H246L247 260H249V262H250L249 264H264V225L263 224H260V223L251 224V226L254 225L253 227H256V229L253 230V231H255L254 233L252 231L251 233H248V235L256 237L257 242L255 244H251V245H248V244L244 245L242 243H239L237 240H233L232 238H227L226 237L227 234L224 235V232L221 229V226L228 225V224H226V222H232V224H236V222L242 221L241 220L242 218L241 219L239 218L236 209L231 210V213L223 212L222 210H220L219 207H215V206H212V208L208 207ZM262 209L264 211V207ZM253 210H254V207H253ZM114 211H115V209H114ZM250 211H252V210H250ZM256 211H257V209H256ZM53 213H54V211H53ZM198 213H199L198 211L195 212L196 215H199ZM123 216H125V215H123ZM84 217L86 219L85 223L87 225H89L90 227L96 228V229L100 228L101 224H98L96 222L95 218L92 217V215H90V214L86 215L85 214ZM136 218H149V219H151V222L147 223V222H144L142 220L141 221L137 220ZM51 221L57 222V219L52 218ZM182 221H183V219H182ZM0 222H4V218L2 217L1 214H0ZM207 222H209V223H207ZM210 222L211 223L215 222V223H214V225H212V224H210ZM242 222H245V220ZM103 224H104V222H103ZM237 225L238 224H236V226ZM249 225L250 224L246 223V224H239L238 226H240L241 231H245ZM80 227H81V225H80ZM194 227H195V225H194ZM194 227H193V229H194ZM101 228H102V226H101ZM189 231L187 232V230H186V233L189 234L190 233ZM2 233L4 235H7L6 230L4 228H2ZM1 240H2V238H1ZM197 241H194V242L196 243ZM88 242H89V240H88ZM60 244L66 245V243H60ZM93 244H95V243H93ZM148 249H151L152 253L149 254V251H146ZM187 249H189V248H187ZM62 250H64V249H62ZM62 250H60V251H62ZM62 253H63V251H62ZM79 253H81V252L79 251ZM106 254L107 253H105V256H106ZM56 255H57V253H56ZM196 255L197 254H195V256ZM199 255H201V254H199ZM227 255H228V253H227ZM98 257H99V255H98ZM48 258L50 260H48ZM123 258H122V260H123ZM178 261H184V262L177 263ZM22 263H23V261H22ZM163 264H165V263H163Z\"/></svg>","mask_w":264,"mask_h":264}]
</instances>
